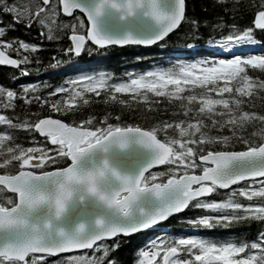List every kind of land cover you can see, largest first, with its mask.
<instances>
[{
  "label": "snow or ice",
  "instance_id": "obj_1",
  "mask_svg": "<svg viewBox=\"0 0 264 264\" xmlns=\"http://www.w3.org/2000/svg\"><path fill=\"white\" fill-rule=\"evenodd\" d=\"M248 7L249 23L237 27L224 25L222 17L211 25L188 18L186 0H0V10L13 23L35 25L41 40H57L56 33L70 29L65 55L92 51V45L149 46L186 23L189 39L198 38L202 26L219 31L208 43L223 57L176 60L126 73V79L77 72L68 87L56 86L43 97L34 84L21 85L19 94L0 86V264H119L112 256L118 244L105 238L128 237L186 207L212 213L187 218L191 228L252 222L259 228L253 240L236 232L222 239L162 233L150 239V253L139 251L136 264H264V112L252 110L257 100L264 101L258 94L264 80L246 71L264 75V54L234 53L255 46L257 32L264 38V0H250ZM5 34L0 27V66L28 74L21 65L42 45L6 40ZM52 64L59 62L53 57ZM102 92L105 103H141L148 111L154 110L149 94L174 100L177 108L170 115L183 119L145 128L122 124L119 113H105L98 122L93 115L75 118L91 95ZM16 99L24 106L23 119L15 112ZM29 104L72 118L41 117L28 111ZM250 125L253 131L245 134ZM225 128L228 135L222 134ZM19 131L27 134L28 146L16 142ZM223 189H228L223 198L203 199Z\"/></svg>",
  "mask_w": 264,
  "mask_h": 264
},
{
  "label": "trees",
  "instance_id": "obj_2",
  "mask_svg": "<svg viewBox=\"0 0 264 264\" xmlns=\"http://www.w3.org/2000/svg\"><path fill=\"white\" fill-rule=\"evenodd\" d=\"M7 2L12 4L17 2V0H7ZM249 2L250 0H227L226 3H216L215 0H186V16L188 18H195L198 22H203L208 25L216 23L217 18L222 17L224 25L235 24L237 27H242L247 25L251 18V10L248 7ZM234 4L235 11H232ZM224 9H228V11H224ZM61 19L66 21L68 18L61 16ZM0 27H5L6 29V34L2 37L3 39L18 38L25 42L42 45L41 49L33 55L29 63L21 65L26 68L28 73L26 75L20 74L18 69L0 66V86L12 89L19 94L21 85L34 84L38 87L37 94L41 97L56 86L63 85L64 87H68L66 81L74 77V74L77 72L91 73L93 71H103L105 73H111L115 79H124L128 71H142L150 67L151 64L163 66L165 64L164 59L173 58V53L176 51L184 54V56L180 57H194L196 55L208 54L213 50L206 49L203 44L208 42L210 36L215 35L218 38L220 34L219 31L213 33L210 27L202 26L197 33L198 38L189 39L188 26L186 23H182L178 26L177 30H173L172 33H169L159 43L148 47L129 45L123 47L106 46L96 48V46L92 45V51L85 49L78 56L73 57L70 54L65 55L62 52V48L70 46V41L67 40V34L70 30L63 33H56L59 35V39L57 40L49 41L46 38L41 40L35 25L26 28L23 23H13L11 16L2 10H0ZM223 31L226 32L227 28H224ZM255 39L258 40L259 44L264 46V38L261 37L259 32L256 33ZM189 44H193L194 47H186ZM9 54L19 58L14 52H9ZM23 54L22 52L21 55ZM53 57L59 62L58 66H53ZM246 71L249 75H254L264 80V75L258 71L255 73L251 69H247ZM258 94L264 96V92ZM85 95L89 96L90 94L86 93ZM116 95L120 98L127 99V94ZM149 96V102L154 109L153 111H148L141 103H135L132 106H120L114 102L105 103L103 92L100 96L91 95L90 103L82 106L76 113L75 118H86L88 115H93L98 122L99 118L105 115V113H109L112 116L119 113L122 124H133L145 128L150 127L158 121H170L177 118L183 119V116L177 117L170 115L171 112L176 111V101L173 100L172 103H169L166 98L154 97L151 94ZM15 105V112L23 119L25 109L22 102L16 99ZM252 110L264 112V101L257 100L256 107ZM28 111H38L40 116L52 115L65 121L72 118L65 115H57L46 107L37 108L36 104H29ZM5 114L12 115L13 113L6 112ZM109 122L115 123L116 121L114 118H110ZM256 128H259L258 124ZM252 131L253 126L250 125L246 128L245 134L251 133ZM212 132L214 134H220L215 129ZM222 134L228 135V129H223ZM15 135L17 137V143L28 146V136L25 132L19 131ZM33 135L36 136L37 140L42 139L37 133H33ZM5 194L12 195L10 193ZM209 198L221 199L223 195L217 190ZM197 214L207 213L199 209L187 207L181 214L168 217L164 224L166 227L168 226V230L175 232L181 227L188 226L186 219L192 218ZM258 228L259 225L252 222L247 226H233L227 229L220 227L200 229V233L206 238L222 239L226 234L236 232L247 240H253ZM149 234L148 231H144L128 237L118 236V238H115L118 248L112 251V256L118 260L119 264H136L140 259L138 254L140 247ZM48 259L51 261L54 257H49Z\"/></svg>",
  "mask_w": 264,
  "mask_h": 264
},
{
  "label": "bare ground",
  "instance_id": "obj_3",
  "mask_svg": "<svg viewBox=\"0 0 264 264\" xmlns=\"http://www.w3.org/2000/svg\"><path fill=\"white\" fill-rule=\"evenodd\" d=\"M77 14H79V13H77ZM79 15H81L82 16V14H79ZM82 18L84 19V17L82 16ZM85 20V19H84ZM86 21V20H85ZM85 24H86V22H85ZM90 43V42H89ZM164 62H165V64L166 63H173L174 62V60L172 59V58H170V59H164ZM157 65V64H156ZM231 187H235L234 185L233 186H230V188ZM227 191H228V189H223V190H219V192H220V194H222V195H224L225 193H227ZM241 201H243V198H239ZM187 208V207H186ZM185 208V209H186ZM184 209V210H185ZM184 210H182L180 213H176V214H172V216H175V215H179V214H181ZM180 220V219H179ZM166 221H164V222H158V225H155V226H150L149 227V232H150V234L148 235V237H147V242L146 243H143L142 244V246L140 247V250H142L145 246H146V244L148 243V245H150V243H149V241H150V239L151 238H153V237H159V236H161V234H159L158 232H159V229L161 228V230H162V232H165L166 234H168V235H171L172 237H175V235L178 233V232H180L181 234H185L186 232H188V231H190L192 228L191 227H189V226H185V227H181V228H179V230H176L175 232H171L170 230H168L167 228H165V227H160V225L161 224H164ZM168 227V226H167ZM197 234H198V236H201V237H203V235L200 233V229H198L197 228ZM131 235V234H130ZM129 235V236H130ZM118 236H122V237H124L122 234H118ZM115 238L116 237H113V238H105V242H107V243H111V242H115ZM139 250V251H140ZM64 255H67V253H65V254H58L57 255V257H54V259H57V258H60L61 256H64Z\"/></svg>",
  "mask_w": 264,
  "mask_h": 264
},
{
  "label": "rangeland",
  "instance_id": "obj_4",
  "mask_svg": "<svg viewBox=\"0 0 264 264\" xmlns=\"http://www.w3.org/2000/svg\"><path fill=\"white\" fill-rule=\"evenodd\" d=\"M22 2H25V0H17V2H15V3H22ZM81 18H82V16H81ZM83 19V18H82ZM67 21V20H66ZM70 30V29H69ZM207 47L208 48H213V49H215V50H213V52L212 53H210V54H212V55H215L216 57H218V58H223L222 57V53L214 46V45H211V44H207ZM247 49H252L251 50V52L253 53V54H261L262 52L260 51V52H255L257 49H264V46L263 45H261V44H259V43H257L255 46H245V47H241V48H237V49H235L234 50V53L235 54H240V52L242 53V51H247ZM202 56H207V55H202ZM201 56H198V57H187V58H178V57H175L176 59H175V61L176 60H187V59H197V58H200ZM173 63H175V62H173ZM169 65V63H166V64H164L163 66H168ZM134 73H140V72H134ZM153 170H157V169H153ZM207 214H209V213H207ZM160 227H164L163 226V224H161L160 225ZM193 229L194 228H192L190 231H188V232H186L185 234H181L180 232H178L176 235H175V237L176 236H181V237H187V236H192V235H194V234H196V233H194L193 232ZM159 234H166L165 232H162V230H161V228L159 229V232H158ZM189 233H191V234H189ZM107 243V242H106ZM142 250H145V251H148L149 253L151 252V244L150 245H148V243L146 244V246L142 249ZM90 254V253H89ZM160 255H162V253L161 254H159L158 256H157V260H159V258H160ZM179 258H181V259H183V258H185L183 255H181ZM153 264H156V261H154L153 262Z\"/></svg>",
  "mask_w": 264,
  "mask_h": 264
},
{
  "label": "water",
  "instance_id": "obj_5",
  "mask_svg": "<svg viewBox=\"0 0 264 264\" xmlns=\"http://www.w3.org/2000/svg\"><path fill=\"white\" fill-rule=\"evenodd\" d=\"M85 20H86V18H85ZM14 58V57H13ZM52 118H55V117H52ZM154 167H157V166H154Z\"/></svg>",
  "mask_w": 264,
  "mask_h": 264
}]
</instances>
